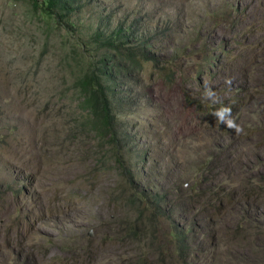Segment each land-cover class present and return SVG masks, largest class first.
<instances>
[{"label":"rangeland","instance_id":"374dc122","mask_svg":"<svg viewBox=\"0 0 264 264\" xmlns=\"http://www.w3.org/2000/svg\"><path fill=\"white\" fill-rule=\"evenodd\" d=\"M68 18L0 0V264H264V0H84ZM96 30L153 59L106 53L117 158L73 89Z\"/></svg>","mask_w":264,"mask_h":264},{"label":"trees","instance_id":"16d2710c","mask_svg":"<svg viewBox=\"0 0 264 264\" xmlns=\"http://www.w3.org/2000/svg\"><path fill=\"white\" fill-rule=\"evenodd\" d=\"M83 1L30 0V3L33 9L39 11L41 15H45L62 28L69 29L70 26L67 22L70 19L68 17L82 7ZM121 33L119 32L118 35L121 36ZM91 40L98 44L97 48L102 52L101 58L99 62L89 61L83 66L81 60L76 62L78 71L72 76L73 89L77 90L78 98L82 101L81 107L88 112L86 125L94 129L102 139L113 146L110 155L117 158L118 152L114 149V145L121 135V128L116 126L117 116L112 98L115 77L111 74L106 53L118 54L121 61L124 60L128 66L135 69L151 63L153 59L148 55L146 47L142 49L140 54L141 47H135L130 42L123 41L113 35L105 36L99 30L92 34ZM116 161L121 162L119 158ZM122 169L123 177H128L129 167L122 164ZM184 195L186 194L184 193ZM175 238L179 244L177 250L182 251L183 258L187 260L188 251L183 248V245L188 243L189 236L177 228ZM192 241L194 242V240Z\"/></svg>","mask_w":264,"mask_h":264},{"label":"clouds","instance_id":"9594fccd","mask_svg":"<svg viewBox=\"0 0 264 264\" xmlns=\"http://www.w3.org/2000/svg\"><path fill=\"white\" fill-rule=\"evenodd\" d=\"M226 83L231 84L230 80H227ZM204 97L211 104L222 103L217 94L212 90L211 87L206 86ZM216 120L223 124L226 128L234 130L237 134L243 132V128L239 125L236 120L232 117V109L229 106H221L212 113Z\"/></svg>","mask_w":264,"mask_h":264}]
</instances>
